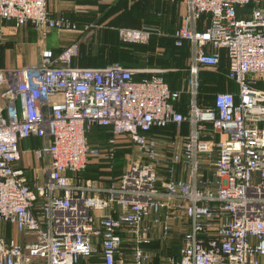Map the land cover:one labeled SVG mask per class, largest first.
I'll return each mask as SVG.
<instances>
[{
  "label": "built area",
  "instance_id": "2783aa9c",
  "mask_svg": "<svg viewBox=\"0 0 264 264\" xmlns=\"http://www.w3.org/2000/svg\"><path fill=\"white\" fill-rule=\"evenodd\" d=\"M48 4L0 0V22H31L43 35L77 29ZM186 4L174 36L192 47L188 114L159 75L165 69L73 65L78 41L59 54L45 49L40 64L0 71V223L24 234L0 232V264H264V89L252 84L264 79V0ZM155 31L120 35L146 43ZM221 49L238 94L218 92L201 107L199 73L219 65ZM183 122L191 129L182 143L150 133ZM94 126L133 139L115 179L82 176L101 154L88 139ZM31 136L48 140L35 149L49 156L43 181L30 182L19 164Z\"/></svg>",
  "mask_w": 264,
  "mask_h": 264
},
{
  "label": "crops",
  "instance_id": "0c3cea01",
  "mask_svg": "<svg viewBox=\"0 0 264 264\" xmlns=\"http://www.w3.org/2000/svg\"><path fill=\"white\" fill-rule=\"evenodd\" d=\"M50 13L54 18L64 17L75 23V30H58L49 28L43 35L33 23L29 22L17 26L15 21L3 20L0 22V71L8 69L3 67L2 52L12 48L19 51L20 57L25 61L24 66L40 64L42 54L45 49H52L55 54H59L72 42H79V51L73 57V65L84 67H101L112 63H121L134 68H158L168 71H187L191 77L189 64L191 62L192 47L189 46L184 52H178L181 62L176 65L164 62L163 53L165 44L173 37L176 29L181 25L183 16L187 13L186 0H49ZM203 23H198L200 29L206 27ZM154 28L149 39V43L154 44L147 48L142 44L143 50L137 51L129 41L122 39L120 29L122 28ZM146 49V50H145ZM158 55L155 57L153 52ZM221 60L217 67H204L200 74L206 72L207 79L204 81L202 90L197 95L199 106H208L214 103L215 94L221 91L235 93L239 91L238 83L229 77V57L226 49H221ZM172 61H177L174 53ZM139 74V73H137ZM142 74V75H141ZM153 73H140L142 77ZM161 74V73H160ZM169 82L174 89L182 91L188 95V106L183 107L184 114L190 111L192 94H188L186 78L179 86L173 76H168ZM169 82L167 81L168 85ZM210 82V83H206ZM206 84V87H205ZM211 84V87L208 85ZM253 86L264 89V79L253 81ZM171 87V86H170ZM190 89V88H189ZM212 93V101L209 102L205 95ZM180 111V110H179ZM264 124V123H263ZM179 126V127H178ZM190 125L183 122L181 125H172L166 131L171 133L176 142L182 143L190 133ZM225 135L220 131L215 133L217 140H223ZM48 142L46 138L31 136L21 140L22 159L19 164L26 169L27 179L30 182L43 181L46 177L45 167H49V156L38 157L35 153L37 147H41ZM37 174V175H36ZM0 232L7 237H16L23 240L24 234L16 231L10 223H0Z\"/></svg>",
  "mask_w": 264,
  "mask_h": 264
},
{
  "label": "trees",
  "instance_id": "16d2710c",
  "mask_svg": "<svg viewBox=\"0 0 264 264\" xmlns=\"http://www.w3.org/2000/svg\"><path fill=\"white\" fill-rule=\"evenodd\" d=\"M206 19H208L207 16H203L200 19L199 23H203L205 25V22L208 23V21H206ZM155 32H153V33H155ZM169 40H171L169 42H172V40H173V42H172L173 44L168 45V44L164 43L165 44V46H164L165 49H164L163 53L165 55V59L163 61L164 62H168V64L176 65L178 62H181V59L178 56V54H179L178 52H181L182 53V52L186 51L187 48L189 49L190 42L189 41H185L182 45H178L176 43V39H175V36L174 35ZM137 43H139V42H137ZM78 44H79V42H78ZM129 45H133V46H135L137 48V51H141V50H143V45L144 46H147V48L148 47L151 48L152 45H154V44H151L148 41V42H146V44H143V45L142 44H136L135 42L129 43ZM152 48H154V47H152ZM179 48L181 49V51H179L180 50ZM155 53H156V51L153 52V54L155 55V57H158V55L155 54ZM173 53H174L175 57L177 58V61H175V62L172 61V54ZM190 65H191V62L189 64V70H190ZM137 75H140V73L139 74H136L135 76L137 78H141V76H137ZM152 75H154V74H152ZM152 75H149V76H152ZM159 75H161L163 77V79L165 80V82H167V81L169 82L168 76H173L176 79L175 82L177 83L178 86L186 78V81L188 83L187 86L189 85L188 88H187V91L189 92L188 94H190V89H189L190 88V81H191L190 72L188 74L187 71H180V70H175L174 71L173 70V71H168V72H165V73H161ZM206 75H207V73L204 72L202 74V76L200 77V73H199V77H198V92H197V95L199 94V92L202 90V88L204 86V81H205V79H207V76ZM206 83H210V82H206ZM169 84H170L169 87L171 86L170 87L171 91L178 93V96H176L175 99H174V103L176 105V108L178 110H180V111H185L183 109V107H186V105L188 106V103H187V102H189L188 101L189 100L188 99V95L184 94L183 97H182V91L181 90L179 91L177 89L172 88L173 87L172 86L173 85L172 83L169 82ZM208 85L211 87V84H208ZM205 87H206V84H205ZM216 94H215V96H216ZM236 94H238V92H236ZM205 97H206V99L209 102L212 101V93L211 92L210 93H206ZM214 99H215V97H214ZM213 105H214V103L211 104V105H208V106H201V107H212ZM172 125H178V124L173 123V124H169L167 126L155 127V128H153L150 131V133H152V134H159V135H168V136L173 137V135L171 133H167L166 132V131H168L167 129L170 126H172ZM99 129H102L100 131L101 135L99 134V137H98L99 138V141L98 142H94V144H92V145L93 146H97L98 148H100L101 154L93 155V156L90 157L89 162H88L86 168L82 172V176L83 177H86V178L93 177V178H96V179H99V180L109 181V180H112V179H115V178L119 177L121 175L122 171H123V167H117L114 164L115 159L116 158H119V157L120 158H123V157L125 158V155L129 151H131L133 149L134 143H133L132 137L129 134H127V133L114 134L109 128L99 127ZM105 131H107L108 134H110V138H114V140L116 138H121V137L128 138V143L131 142L130 144H132L131 148H129L130 150L128 149L129 150L128 151V150H125L124 148L120 149L118 147L117 148H104V147L111 146L110 144L107 143V139L103 136V134H104ZM108 134H106V135H108ZM104 149H107V151H108V155L107 156L108 157H104L103 158L102 152L104 151ZM97 158H99V159L97 161H94ZM101 162L102 163L108 162V165H110V167H108V166H105V168L103 167L104 168L103 170L104 171H107V175H111L107 179H100V178L94 176V175H98L97 174L98 173L97 171L99 170L98 165ZM113 172L115 174H113Z\"/></svg>",
  "mask_w": 264,
  "mask_h": 264
},
{
  "label": "rangeland",
  "instance_id": "374dc122",
  "mask_svg": "<svg viewBox=\"0 0 264 264\" xmlns=\"http://www.w3.org/2000/svg\"><path fill=\"white\" fill-rule=\"evenodd\" d=\"M137 43V42H135ZM140 43H144V42H140ZM180 49V48H179ZM181 51V49L179 50ZM2 61H3V67L8 68V69H13V68H17V67H23L25 63V61L22 59V57H20L19 51L16 49H12V48H8V49H4L2 52ZM181 71V70H180ZM203 73L200 74V77L202 76ZM102 129H99L98 126H94L92 129H90L88 131V139L89 142L91 144H94V142H98L99 141V134L101 135L100 131ZM108 134L107 131L104 132L103 136L107 139V143L110 144L111 146L109 147H104V148H124L125 150H128L129 148H131L132 144H130L131 142L128 143V138L126 137H121V138H116L114 141H110V139H114V138H110V134ZM110 138V139H109ZM130 150V149H129ZM128 150V151H129ZM127 151V152H128ZM103 154V158L104 157H108V151L107 149H104V151L102 152ZM126 156V155H125ZM99 158L95 159L94 161H97ZM114 164L117 167H123L125 165V158H116L114 161ZM105 166L110 167V165H108V162L105 163H99L98 168L99 170L97 171L98 175H94L100 179H107L109 178V176L111 175H107V171H104L103 169L105 168ZM104 167V168H103ZM113 174H115L113 172Z\"/></svg>",
  "mask_w": 264,
  "mask_h": 264
}]
</instances>
